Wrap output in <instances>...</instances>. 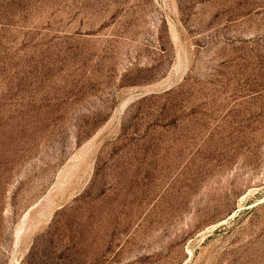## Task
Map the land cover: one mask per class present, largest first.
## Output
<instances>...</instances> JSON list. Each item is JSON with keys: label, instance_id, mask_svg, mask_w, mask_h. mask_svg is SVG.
<instances>
[{"label": "rangeland", "instance_id": "rangeland-1", "mask_svg": "<svg viewBox=\"0 0 264 264\" xmlns=\"http://www.w3.org/2000/svg\"><path fill=\"white\" fill-rule=\"evenodd\" d=\"M0 264H264V0H0Z\"/></svg>", "mask_w": 264, "mask_h": 264}]
</instances>
